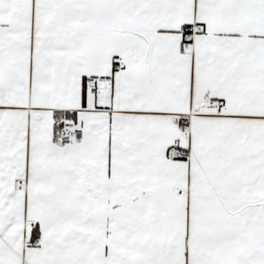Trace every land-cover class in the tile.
Here are the masks:
<instances>
[{
  "label": "snow or ice",
  "instance_id": "snow-or-ice-1",
  "mask_svg": "<svg viewBox=\"0 0 264 264\" xmlns=\"http://www.w3.org/2000/svg\"><path fill=\"white\" fill-rule=\"evenodd\" d=\"M0 264H264V0H0Z\"/></svg>",
  "mask_w": 264,
  "mask_h": 264
}]
</instances>
